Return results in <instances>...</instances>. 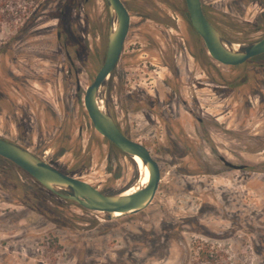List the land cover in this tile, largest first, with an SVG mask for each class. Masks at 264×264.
Wrapping results in <instances>:
<instances>
[{
  "label": "rangeland",
  "instance_id": "rangeland-1",
  "mask_svg": "<svg viewBox=\"0 0 264 264\" xmlns=\"http://www.w3.org/2000/svg\"><path fill=\"white\" fill-rule=\"evenodd\" d=\"M44 1L0 0V136L106 194L118 193L137 184L140 171L94 130L83 105L104 59L105 1L41 6ZM122 1L132 20L141 9L167 23L186 14L184 0ZM201 3L234 43L264 34V0ZM95 22L105 28L99 53ZM166 28L165 36H176ZM195 45L198 56L205 47L197 35ZM65 49L79 91L74 76L66 77ZM206 57V64L201 55L193 66L199 76V62L209 64L211 77L196 90V105L181 104L179 98L191 103L193 93L184 81L180 96L160 101L170 84L167 58L153 59L157 72L130 82L134 105L147 115L125 113L124 52L116 92L107 78L110 113L126 136L149 149L160 170L154 198L137 213L107 219L49 192L0 156V264H264V54L236 66ZM178 66L187 70L185 61ZM221 157L245 167L228 168Z\"/></svg>",
  "mask_w": 264,
  "mask_h": 264
},
{
  "label": "water",
  "instance_id": "water-1",
  "mask_svg": "<svg viewBox=\"0 0 264 264\" xmlns=\"http://www.w3.org/2000/svg\"><path fill=\"white\" fill-rule=\"evenodd\" d=\"M104 1L109 15L106 52L101 66L85 88L83 105L94 130L99 135L112 143L123 155L130 157L138 155L141 158L149 171L147 183L129 194H124V190L106 194L85 180L60 171L28 149L1 136L0 156L11 161L49 192L86 210L103 212L107 219H111L137 213L146 208L157 191L160 170L149 149L122 132L105 101L104 86L121 53L130 14L122 0ZM184 3L191 26L200 36L206 52L214 61L236 66L264 53V34L247 43H234L222 36L207 19L201 0H184ZM220 159L231 169L245 167L243 164L231 163L223 157Z\"/></svg>",
  "mask_w": 264,
  "mask_h": 264
},
{
  "label": "flooded vegetation",
  "instance_id": "flooded-vegetation-1",
  "mask_svg": "<svg viewBox=\"0 0 264 264\" xmlns=\"http://www.w3.org/2000/svg\"><path fill=\"white\" fill-rule=\"evenodd\" d=\"M185 13L186 14L184 16L179 14V19H175L174 22L167 23L155 18H149L146 11L144 12L142 9L141 11L135 13V15H137V18L135 20H132V14L129 12L130 14L129 26L125 35L123 47L119 55V58L109 75L112 80L111 87L116 92V86H117L116 82L118 81L119 75L121 73L120 72L122 66L121 59H122V53L124 52L123 69L125 71L122 73V75L126 80L124 84L130 87V89H126V94H125V103L127 106L125 113L127 116L133 115L138 111H140L144 115H147L145 110L144 111H142V109L138 110L134 105L133 97L136 93L135 92L136 88L130 82H134L135 80L138 79V76L142 74H147L146 78H148L150 70L155 71V69L151 68L150 66H158L156 63L153 62V59H160V62H163V60L167 58L170 61V63L168 62V66H167L170 76L169 77L170 79L167 81H170L169 82L170 84L169 86H167V92L163 93V97L162 99H160L161 102L166 100L172 101L173 98H171L170 93L172 94L177 93L178 96H180L181 89L178 87V85L180 84V81H184L185 83L190 82L191 86L193 87L192 90L193 93H191V99H190L191 103L190 101H187L185 98L183 99L179 98L181 104L185 106L186 105L189 106L191 104L196 105L197 103L200 104L199 101L195 99V97L197 96L195 92L197 89L202 88L200 84L202 83L206 84V82H208L209 84V82L211 81L210 71H209L210 65L209 64L208 66L205 65L207 62V57H206L207 53L205 48L203 49V51H199L198 56L195 52V46H196L195 35H197L199 38L200 36L191 26L187 12ZM205 16L207 17L206 14ZM147 21H151L155 25L148 24ZM108 24H109V15H108ZM166 27H169V31L173 30L176 36H169L168 34L167 36H165L164 32L165 31L167 32ZM190 29L193 32V35L190 33ZM106 31H108V26ZM104 34H105V28L101 25V23L95 22L93 27V38L95 39L94 47L96 52L98 53L103 48L101 37ZM106 44H107V34H106ZM89 47L92 48L91 45H89ZM105 52H106V46H105ZM62 55H63V64L64 62L70 63V67L68 68L64 67L66 77H71L72 75L74 76L75 90L79 91L80 81L78 78L77 69L76 67H74V62L71 59L69 52L66 49L64 50ZM201 55L203 56L205 64L201 66L200 65L201 62H199L198 68L200 71H202V75L196 76L193 70L194 68L193 66L196 63L197 58L199 59V56ZM76 56H78L77 53ZM180 61H185L188 71L184 70V67H182L181 69V67L178 66ZM143 67L145 69H143ZM137 70L141 71L142 73L136 72ZM191 70H193V73H191ZM182 74H185L186 79H183ZM189 110L192 112V115H194V110L192 108H189ZM197 118L198 120H200L199 116Z\"/></svg>",
  "mask_w": 264,
  "mask_h": 264
},
{
  "label": "bare ground",
  "instance_id": "bare-ground-1",
  "mask_svg": "<svg viewBox=\"0 0 264 264\" xmlns=\"http://www.w3.org/2000/svg\"><path fill=\"white\" fill-rule=\"evenodd\" d=\"M100 107L102 108V101H100ZM131 158L134 159V161L136 163V167H138V169L140 171L141 178L137 184L132 185V186L124 189V191H123L124 194H129V193L133 192L134 190H136L137 188L144 186L147 183L148 177H149L148 168L142 163L141 158L138 155H134ZM115 215H117V213H115Z\"/></svg>",
  "mask_w": 264,
  "mask_h": 264
},
{
  "label": "trees",
  "instance_id": "trees-1",
  "mask_svg": "<svg viewBox=\"0 0 264 264\" xmlns=\"http://www.w3.org/2000/svg\"><path fill=\"white\" fill-rule=\"evenodd\" d=\"M50 1H53V0H46V1H44V3L41 4V6L44 5V4H46L47 2H50ZM117 125H118V124H117ZM104 139H105V138H104ZM105 141L108 142V143H110L107 139H105ZM110 144H112V143H110ZM112 145H113V144H112ZM113 146H114V145H113ZM18 168H19V167H18ZM19 169H20V168H19ZM20 170H21V169H20ZM21 171H22L23 173H25L23 170H21ZM26 174H27V173H26ZM81 208H82V207H81ZM83 209H84V208H83Z\"/></svg>",
  "mask_w": 264,
  "mask_h": 264
}]
</instances>
